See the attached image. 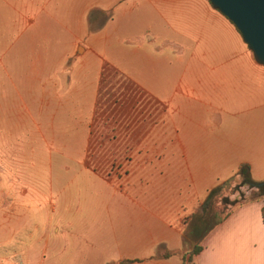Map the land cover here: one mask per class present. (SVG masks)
<instances>
[{
    "label": "crops",
    "instance_id": "1",
    "mask_svg": "<svg viewBox=\"0 0 264 264\" xmlns=\"http://www.w3.org/2000/svg\"><path fill=\"white\" fill-rule=\"evenodd\" d=\"M95 6L112 9L113 20L91 37L92 53L85 61L102 55V69L123 75L139 91L134 93L132 110L124 111L122 125L139 124L146 113L145 117H155L161 103V115L169 123L185 115L186 103L176 110L172 103L185 101L188 76H198V66L186 57L188 40L202 46V54L215 53V114L198 109L202 113L197 116L207 118L208 126H181L178 131L168 126L162 165L151 160L145 164L147 190H119L97 177L106 188L67 193L73 202L66 211L55 205L45 208L44 194L37 192L35 244L21 247V260L25 264H183V255L199 245L192 264H264V195L227 205L223 219L206 234L197 239L189 234L190 218L199 212L209 191L235 175L241 165L249 166L253 180H264V65L254 61L233 23L207 0H94L83 4L81 13ZM118 39L131 42L130 64L105 55L112 53L109 47ZM139 57L145 61L149 57V62ZM177 60L178 70L172 75ZM128 144L132 149L146 147L138 138ZM81 199L86 200L80 203ZM17 205L15 200L13 208ZM45 210L51 215L46 219ZM19 219L25 225L26 216L20 214ZM164 250L173 253L163 257Z\"/></svg>",
    "mask_w": 264,
    "mask_h": 264
},
{
    "label": "rangeland",
    "instance_id": "2",
    "mask_svg": "<svg viewBox=\"0 0 264 264\" xmlns=\"http://www.w3.org/2000/svg\"><path fill=\"white\" fill-rule=\"evenodd\" d=\"M93 1L0 0V264H25L21 247L35 244L37 192H43L45 208L55 205L66 211L73 202L67 193L106 188L97 177L119 190H147L145 164L162 165L168 126L173 131L208 126L198 109L215 114V53L202 54V46L188 40L186 57L198 66V76H188L185 101L172 103L173 110L186 103L185 115L169 123L161 115V103L155 117L146 113L139 124L122 125L124 111L132 110L139 91L123 75L102 69V55L85 61L92 53L91 37L113 20L112 9L99 6L81 13L83 4ZM127 42L114 41L112 53L105 55L130 64ZM192 50L198 51L189 57ZM140 59L149 62V57ZM133 138L146 147L132 149L128 142ZM240 191H252L247 197L258 193L247 185ZM222 192L229 199L239 197L238 191L235 196L228 189ZM207 206L206 200L199 212ZM219 207L216 202L214 208ZM20 214L26 216L22 226ZM50 216L45 210V219Z\"/></svg>",
    "mask_w": 264,
    "mask_h": 264
},
{
    "label": "trees",
    "instance_id": "3",
    "mask_svg": "<svg viewBox=\"0 0 264 264\" xmlns=\"http://www.w3.org/2000/svg\"><path fill=\"white\" fill-rule=\"evenodd\" d=\"M236 176H238V178H236ZM253 182H255V180H253L250 176L249 166L243 164L239 167L235 175L225 179L213 187L207 195L209 206H207L205 210L191 216L189 221V234L195 239L199 238L223 219L225 215L224 209L227 205L240 204L246 200L254 199L255 195L246 198L240 191L241 186L247 185L249 187V184ZM225 189H228L229 193L238 191L239 197L229 199L227 195L222 194V191ZM257 190L258 194L264 195L263 188H259ZM216 202H219L221 207L214 208V204ZM262 217L264 223V207L262 208ZM199 250L200 246L195 245L190 251L186 252L183 255V264H192V257L198 253ZM171 253H173V251L164 250L161 253V256L166 257ZM123 262H129V260H124Z\"/></svg>",
    "mask_w": 264,
    "mask_h": 264
},
{
    "label": "water",
    "instance_id": "4",
    "mask_svg": "<svg viewBox=\"0 0 264 264\" xmlns=\"http://www.w3.org/2000/svg\"><path fill=\"white\" fill-rule=\"evenodd\" d=\"M239 31L256 63L264 65V0H208ZM263 188L264 180L249 184Z\"/></svg>",
    "mask_w": 264,
    "mask_h": 264
}]
</instances>
